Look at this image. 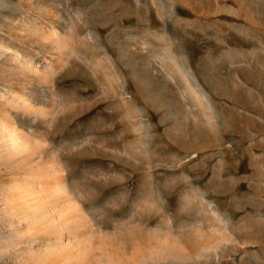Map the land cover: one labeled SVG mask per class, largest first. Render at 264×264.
Listing matches in <instances>:
<instances>
[{
  "label": "rangeland",
  "instance_id": "1",
  "mask_svg": "<svg viewBox=\"0 0 264 264\" xmlns=\"http://www.w3.org/2000/svg\"><path fill=\"white\" fill-rule=\"evenodd\" d=\"M1 119L0 264H264V0H0ZM54 169L70 262L7 198Z\"/></svg>",
  "mask_w": 264,
  "mask_h": 264
},
{
  "label": "bare ground",
  "instance_id": "2",
  "mask_svg": "<svg viewBox=\"0 0 264 264\" xmlns=\"http://www.w3.org/2000/svg\"><path fill=\"white\" fill-rule=\"evenodd\" d=\"M49 33L52 37L57 36V32L54 29L49 31ZM8 101L9 103L13 102L15 105H26L28 107L33 106L31 102L24 98L21 94H13L11 100ZM1 120L0 145L6 148L8 153H22V151L28 148V141L24 134L20 132L19 128L15 125ZM56 174H59V171L55 170V175L48 178V181L36 178L38 181H25L24 183H20L16 185L15 188H11L9 190L7 194L8 202L13 203V206L20 209L23 212V215L27 218V224L31 225L26 228L27 232H30V230L34 228V224H45L51 220H57V215L62 216V219L58 223L61 226L66 224V215L69 214L70 209H72L73 202L69 197H65L63 202L58 198L62 195L63 185L60 177ZM49 198L56 199L54 203L50 204V201L48 200ZM57 205H60V207L58 206V208ZM56 207L58 208V211ZM61 226H59L61 229H58L60 231L55 244L49 243V245H47L46 248H43V250H36L33 253L36 261L62 258L64 262H70L72 259H76L84 253L85 249L81 246L79 239H77V229Z\"/></svg>",
  "mask_w": 264,
  "mask_h": 264
}]
</instances>
